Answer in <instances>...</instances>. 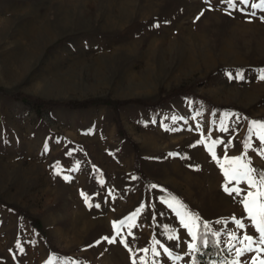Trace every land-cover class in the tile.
Returning a JSON list of instances; mask_svg holds the SVG:
<instances>
[{
	"label": "rangeland",
	"instance_id": "1",
	"mask_svg": "<svg viewBox=\"0 0 264 264\" xmlns=\"http://www.w3.org/2000/svg\"><path fill=\"white\" fill-rule=\"evenodd\" d=\"M236 8L243 12L226 0H0V200L15 207L0 205V264H192L187 245L197 240L179 206L169 207L172 198L198 218L187 221L197 236L199 220L208 225L222 264L264 259L241 203L255 190L227 181L221 168L241 156L264 171L251 124L264 122V11ZM181 86L203 100L143 105ZM15 96L129 103L38 116ZM213 140L223 141L213 148L221 164L207 150ZM120 220L117 236L112 224ZM245 235L257 244L237 257Z\"/></svg>",
	"mask_w": 264,
	"mask_h": 264
},
{
	"label": "snow or ice",
	"instance_id": "2",
	"mask_svg": "<svg viewBox=\"0 0 264 264\" xmlns=\"http://www.w3.org/2000/svg\"><path fill=\"white\" fill-rule=\"evenodd\" d=\"M222 2H224V0H222ZM226 2L230 9L239 10L241 12H243L242 9L236 8L237 2L245 5L246 7L250 5L252 9H260L264 11V0H260L259 3H251V4H250V0H226ZM202 14L203 13H201V15ZM255 14L256 13L254 11L251 13L252 16H255ZM154 27H159V24H155ZM236 75L238 78H242L240 72H237ZM260 79L264 80V70H262ZM251 124H252V128L256 130V134L261 145H264V122L252 121ZM220 130L222 132L228 131V128L224 125L223 122H221ZM200 142L203 143L204 141L202 140ZM219 143H223V141L213 140L211 141V146L206 145V147L207 150L212 155V158L216 160L218 164H221L220 160L217 159L216 154L213 151V148ZM244 148L250 149L251 144L245 143ZM257 154L260 155L261 157H264V147H262ZM170 155H175V154L173 153ZM226 163L228 164V167L225 168L224 165L221 164V168L223 170V175L227 181L229 182L234 181L237 185L244 182L248 185L249 189L255 190V191L249 190L247 194L242 197L241 203L243 204V207L246 213L248 214V217L250 218L252 224L254 225L256 233L259 234L258 245H264V171H259L251 167V162L250 161L244 162V159L241 156L233 157L231 159L226 158ZM55 167H56V174L59 175L60 174L59 162H57ZM64 179L68 180L69 177L65 176ZM223 190L229 195H231L232 193H236V195H241V191H242L239 187H233L230 189L229 187H227V185L223 186ZM81 195L84 196L83 193ZM84 198L87 200L86 196H84ZM174 204L178 205L179 208L181 209V211H177V215L180 217V223L183 225L184 228L188 230V234L189 236H191L192 240L196 241L198 239L197 232L194 231V227H196V225L194 223H189L187 221L188 220L195 221L198 218L192 217L191 214L184 208L182 204H180L179 201H176L175 198H172V200L169 202V207H173ZM98 206L99 205H97V207ZM134 219H135V214L133 216L126 218L127 221H133ZM126 220L113 222L112 227L117 236L120 235V228L125 226ZM233 221L238 228L242 229L244 227V224L241 222V220L233 218ZM127 226L131 228L134 227L135 225L129 223ZM203 228L207 231H211L207 224H204ZM129 235H131V233H129ZM104 239L107 240L109 243L115 242L114 239H110L108 237H105ZM169 239H176V237L170 236ZM236 239L237 236L235 233L228 234L229 242L235 241ZM245 241L247 243L243 248L236 249L237 257H242L245 252H252L253 245L257 244V241L254 239L253 235H245L241 240V243H244ZM155 243H159V242L158 241L154 242V246L152 247L151 251L154 256H158L159 253L156 251ZM203 243L207 245V240L206 239L203 240ZM216 243H218V241ZM125 247H128L126 243H125ZM187 248L189 251H196L197 245L195 243H190L187 245ZM141 251L147 253L149 249L144 248ZM231 251L232 248L229 247V252ZM255 251L264 252V247L257 246ZM164 252L169 256H171V253L167 248L164 249ZM174 259L180 260L181 257L176 256ZM132 264H136L135 259L132 260ZM142 264H144V262H142ZM233 264H242V262L237 260V261H233ZM251 264H264V259H260L258 257H252Z\"/></svg>",
	"mask_w": 264,
	"mask_h": 264
},
{
	"label": "trees",
	"instance_id": "3",
	"mask_svg": "<svg viewBox=\"0 0 264 264\" xmlns=\"http://www.w3.org/2000/svg\"><path fill=\"white\" fill-rule=\"evenodd\" d=\"M173 97H180V98H185L191 101L195 100H203L199 95L190 92L189 88L186 86H181L175 89H172L168 92H166L165 96L160 99V101L156 103H147L143 104L145 106H150V107H156L162 103H164L166 100L173 98ZM15 100H21L23 103H26L30 105L36 114L38 116L41 115V112L44 109H52L55 107L59 106H64V107H71V108H86L89 106L93 105H98V104H105V105H110L113 108H120L122 106H125L129 102H119V101H98V100H88L84 102H79V103H56V102H50V101H43L41 99H33L31 97H23V96H15L13 97ZM139 102V101H138ZM211 108H215L218 111H224L229 107L225 106H219L215 107L211 105ZM138 169V167L136 168ZM0 205L7 208V209H12L14 210L15 207L11 204L4 203L3 201L0 200ZM22 217L27 218L29 221V224L32 228H34L36 231L39 233L42 232V228L40 225V222L28 214H25L22 211H19ZM200 224V231L198 235V239L196 241L197 245V250L193 251L192 253V264H222V261L225 260L223 252L221 251L220 247L209 237V235L206 233L207 230L203 228V222L199 220ZM207 240V245L203 244L202 240ZM226 262V261H225Z\"/></svg>",
	"mask_w": 264,
	"mask_h": 264
}]
</instances>
